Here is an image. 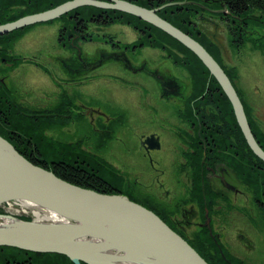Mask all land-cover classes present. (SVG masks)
Instances as JSON below:
<instances>
[{"label":"flooded vegetation","instance_id":"obj_1","mask_svg":"<svg viewBox=\"0 0 264 264\" xmlns=\"http://www.w3.org/2000/svg\"><path fill=\"white\" fill-rule=\"evenodd\" d=\"M191 4L204 7L197 1ZM199 7L193 9L196 15L192 24L218 41L217 31L228 29L230 33L240 20L235 16L226 19L221 7L206 6L204 11ZM108 10L111 9L92 11L86 20L75 10L67 16L70 27L59 20L62 24L57 28L59 51L56 53L46 50L28 54L16 47L17 38L5 37L8 33L0 35V120L51 114L66 117L71 110L79 111L84 113V120L89 121L94 132H110L114 137L118 130L110 126L121 125L123 111L127 114L125 122L131 125L129 137L137 135L129 148L135 154L132 162L116 160L114 163L107 159L112 153L107 157L90 147L88 150L89 155L103 158L107 169H113L121 182V190L127 192L124 194L161 214L165 223L185 239L202 236L206 244L212 247L210 243H213L228 264H235L233 261L264 264V185H256L252 151L247 140L244 142L241 138L243 131L239 124L228 122L212 104H193L191 110L189 74L187 77L186 70L185 74L172 68L180 65L174 52L147 43L144 28L128 21H114L112 18L118 14L112 15ZM1 12L9 16L13 6ZM117 24L129 25L137 32L136 37L128 41L118 38L111 31ZM62 33L67 34L65 41ZM146 46L157 48L160 53L157 50L151 54L141 52ZM39 57L51 62L46 64ZM108 63L112 65L110 69ZM220 64L225 71L227 66L223 61ZM20 65L25 69V77L27 75L26 84L17 70ZM37 68L53 80L40 72L46 82L37 85L34 77ZM68 72L72 74L71 79ZM106 76L111 77L114 84L113 91H104V98L92 100L93 95L85 93L83 104L76 103L72 108L64 100L56 107L55 99L61 93L65 95L70 83L81 84V90L88 87L86 91L93 93L96 82ZM230 80L237 90L234 79ZM156 86L160 97L175 106L176 117L168 121L169 128L165 131L138 133L132 130V124L147 123L145 112L140 108L144 109L152 100L142 104L132 96L124 98L118 94L120 91L132 95L148 93ZM115 92L114 98L107 94ZM240 94L246 114L244 103L247 100L241 91ZM151 135L154 138L146 139ZM88 167L93 169L89 163Z\"/></svg>","mask_w":264,"mask_h":264},{"label":"water","instance_id":"obj_2","mask_svg":"<svg viewBox=\"0 0 264 264\" xmlns=\"http://www.w3.org/2000/svg\"><path fill=\"white\" fill-rule=\"evenodd\" d=\"M186 2L191 1H172L175 4ZM172 3L147 8L129 0H67L2 22L0 35L56 19L81 5L117 9L139 17L164 30L198 56L228 96L244 139L264 162V150L254 137L239 94L227 73L197 39L157 14L161 7ZM16 199L45 207L60 220H25L0 212L3 219L0 245L32 252H59L75 264L82 261L88 264H210L148 207L125 194L98 192L64 180L54 171L29 161L0 135V204Z\"/></svg>","mask_w":264,"mask_h":264},{"label":"trees","instance_id":"obj_3","mask_svg":"<svg viewBox=\"0 0 264 264\" xmlns=\"http://www.w3.org/2000/svg\"><path fill=\"white\" fill-rule=\"evenodd\" d=\"M66 0H0V24L1 22L12 21V19L23 16L27 13H34L35 11L45 10L46 8L58 5ZM136 4L143 5L145 7H156L162 3L172 2L174 0H130ZM178 1V0H177ZM182 1V0H180ZM204 5V7H199L192 4L165 6L158 11V15L164 17L169 22L189 33L194 39H197L206 50L212 54L216 61L219 63V54L221 48L219 42L215 40L212 36L200 30L199 27L192 24L191 20L196 15L193 12L195 7H199L200 10H206L207 7L226 9L227 12L223 13L226 19H230L233 16L239 17L240 20L236 21V25L230 31L231 44L233 46L242 44L244 37L247 33L249 20L253 16L257 17L261 23L264 25V0H193ZM13 13L9 16L5 13V7H12ZM1 10H4L3 14ZM79 11L80 15L87 19V15L92 11L99 10L96 6L81 5V7L74 8L66 14L59 16L55 20H63L68 27H70L69 20L67 16L73 11ZM110 14H118L117 17L112 18L114 21L130 22L134 26L142 27L146 30L147 35L145 36V41L147 43H152L154 46L160 49L174 52L173 55L177 57V63L180 64L189 74L190 78V98L191 102L188 103L189 107L192 105L205 103L212 104L215 109L219 110L224 114V118L232 124H237L235 115L233 114V108L230 101L223 92L222 88L218 84L215 77L208 71L207 67L201 62V60L196 56V54L191 51L188 47L184 46L179 40L172 38L164 30H161L151 23L146 22L141 18L124 13L119 10H108ZM258 13V14H256ZM67 19V20H66ZM53 21V20H51ZM49 21V22H51ZM232 25V24H231ZM33 25L24 26V28L14 29L9 32L6 36L12 37V40L19 38L25 29ZM241 29V30H240ZM151 36L149 37L148 35ZM238 42V43H237ZM178 51V53L176 51ZM225 72L231 78L234 77L235 73L233 69L225 67ZM237 93L239 95L240 91L237 87ZM203 94L204 97H201ZM193 100V101H192ZM71 101V100H70ZM246 116L248 117V122L250 128L253 131L255 139L259 142L260 146L264 150V129L258 124V119H256L251 113V105L244 103ZM212 109V108H210ZM78 115V114H77ZM58 116L56 114L51 115H40V117H17L8 118L5 120H0V134L8 139L15 147L19 150L29 161L31 160L37 165L43 166L50 171H54L59 177L66 179L74 184L81 185L83 187H90L98 192H121L126 193V191L121 190V182L117 180L114 175L113 169H111V178L106 179L100 173L99 170L92 165L93 169H88V162L90 161L75 159V161L70 162L69 159L64 158V160H53L50 161L46 158L44 145L57 144L59 147L65 148H75L79 147L82 149L80 140L75 142H58L44 134V131L40 129L41 126H48L52 121L51 117ZM242 140L245 139L242 135ZM50 151V149H48ZM252 151V150H251ZM76 153V152H75ZM70 155V154H65ZM252 161L254 162V172L257 187L259 185H264V162L258 158L252 151ZM74 159V155H70ZM92 158H97L96 155H90ZM103 167L107 169L104 159L101 158ZM84 163V164H83ZM262 181V182H260ZM131 200L137 201L129 196ZM147 206V205H146ZM148 207V206H147ZM2 209L0 208V212ZM161 215V214H160ZM22 218L29 219V217L22 215ZM200 237V238H199ZM199 239L187 240L190 245L196 248L201 256L205 258L210 264H228L225 258L220 255L218 247L213 243H210L212 247L204 241L202 236H198ZM235 264L238 262L233 261ZM0 264H75L62 253L55 252H38V251H28L25 249H20L15 246L0 245ZM82 264H88L82 261ZM230 264V263H229Z\"/></svg>","mask_w":264,"mask_h":264},{"label":"rangeland","instance_id":"obj_4","mask_svg":"<svg viewBox=\"0 0 264 264\" xmlns=\"http://www.w3.org/2000/svg\"><path fill=\"white\" fill-rule=\"evenodd\" d=\"M183 4H190V3L186 2ZM150 8H155V7H150ZM225 11L227 10L225 9ZM249 21L250 23H248L247 32H246L247 34L243 35L244 40L242 44L240 43V45L233 46L231 44L232 38L229 35L230 33L228 32V29L217 31V36L220 39L219 41L218 40L217 41L220 42L219 44L221 45V52L219 54V57L220 60L223 61L224 64L227 66V68H229L230 70L233 69V72L235 73L233 79L239 91H241L244 97H246L247 103L251 105L252 115L256 119H258L259 126L264 129V118L262 119L261 116V115L264 116V25L255 16H253V18ZM61 24L62 22H59V20H54L52 23L50 22L37 23L36 25L28 27L27 29L24 30L21 36L15 40V42L17 41L16 42L17 44L15 45L18 48L20 47V49L21 48L24 49L28 54H30L31 52L37 53L38 51L43 52L46 50H50L51 52L56 53L57 51H59V45H57L58 44L57 28ZM207 27H209V25H207ZM111 31H113V33H116L118 38L124 41L131 40L132 37L135 38L136 37L135 35L137 33L129 25H123V24H117L116 26H113ZM66 37L67 34L62 33V39L64 41L66 40ZM156 50L157 52L160 53L159 49L146 46L141 50V52L151 54L153 52L155 53ZM162 52L165 53L163 50ZM40 59H43L46 62V64L51 62V61L48 62L46 59H44V57ZM111 66L112 65H109V63L107 64V67H109V69L111 68ZM172 68L175 71L182 70L185 73V69L181 65L175 64V66L174 67L172 66ZM17 70L19 76L22 78V82L28 83L27 81H25L27 77V75L25 77V69L23 70L22 66L20 65L19 69ZM40 72H42V75L44 77L49 78L50 76L49 75L47 76L45 71L43 73L41 69L37 68L36 76H34L35 82L37 83V85H44L42 83H45L46 79L45 82L44 80H42L43 78ZM67 76L68 78L71 79L72 74L68 72ZM49 79L53 80L51 79V77ZM49 79H47L48 82ZM102 79L103 80H99L98 82H96L95 90L93 91V93L86 91L88 87L85 88V90H81V84L77 85L70 83L67 89L68 91L64 92L65 95L63 96V94L61 93L55 99L54 102L56 107L59 104L63 103L64 100L67 102V105L71 106L72 108L73 106H76V103L83 104L82 97H84L86 94L87 95L92 94L93 95L92 97H94L92 98V100L96 98L97 99L104 98L103 96V94H105L104 91H107V89H109V91H113L112 88L113 80L111 79V77H107V76L103 77ZM104 80L106 81L104 82ZM22 82L20 81V83ZM152 83L153 82L151 81L150 82L151 87H152ZM22 87L24 88V86ZM107 94L109 95L111 94L110 96L114 98L116 92L107 93ZM159 94H160V90L157 88V86L154 87L148 93H140V94L135 93L132 95L131 93L128 94L126 91L119 92L118 96H123L124 98L132 96L134 97V99L141 101L142 104H145L147 101L152 100L151 103H149L148 106H145L144 109L143 107L140 108L145 112L144 114L147 118V123L143 125L139 123V125H134V126L132 124V130L133 129L134 131L137 130L138 133H140L147 130L165 131L166 129L169 128L168 121L171 120V118L175 119L176 108L173 104L166 101L164 98H161ZM115 97L117 99L120 98V97L118 98L117 95ZM141 110H136V111L140 113V115H142L143 113L141 112ZM68 113L69 114H67L66 117H62V118L58 116L51 117L52 122L46 127L41 126L40 129L44 131V134L46 136L58 142H62V143L64 141L75 142L80 140L82 149L79 147H75V148L59 147L57 144L44 145L43 147L47 148L44 151H45V155H48L46 156L48 160L50 161L64 160V158L66 157V159H69L68 161L73 162L75 161L76 158L79 160L88 159L91 163V165L89 164L91 167L93 165L99 170V173L104 178L109 179L111 178V173L108 169L103 167L101 157L97 156V158L99 159L90 157L89 154L91 153L88 150V147H90L91 150H94L95 152L101 155L107 154V157L108 154L112 153L113 156H110L107 159L114 163L116 162V160L128 163V162H132V160L135 158V154L134 153L132 154L129 148L132 146L131 144L135 142L134 140L135 138H137V135L134 136V134L132 133L133 134L132 137H129L131 134L130 133L131 125L129 122L127 121L125 122V118H127L126 113L121 111L120 126L115 124H112L110 126L112 129L118 130L115 133L114 137L110 132L104 134L94 132L93 130L94 128L93 126H91L89 121L84 120L83 112L78 111L79 115H77V113H72V112H68ZM132 138L133 140L131 141ZM48 149H50V151ZM65 154H70V155L73 154L74 159L70 155L65 156ZM140 155L141 154L138 153L137 156L142 161L145 162L143 156ZM10 202L11 201H9V203L2 204L0 208L2 209L3 212L19 216V218H22L21 216L24 215L29 217V219L27 220L33 219V216L29 215L28 213H22V212L20 213V212H16L15 210H11L9 207ZM15 207L18 206L16 205Z\"/></svg>","mask_w":264,"mask_h":264},{"label":"bare ground","instance_id":"obj_5","mask_svg":"<svg viewBox=\"0 0 264 264\" xmlns=\"http://www.w3.org/2000/svg\"><path fill=\"white\" fill-rule=\"evenodd\" d=\"M11 210H15L16 212L28 213L29 215L35 217L34 219L37 221H49V222H56L60 220V217L54 214L52 211L46 209L45 207L38 206L34 203H31L27 200L20 199V200H12L9 204ZM14 205V206H12ZM18 207H15V206ZM12 206V207H11ZM3 219L0 218V221ZM131 264V263H126ZM135 264V263H134Z\"/></svg>","mask_w":264,"mask_h":264}]
</instances>
